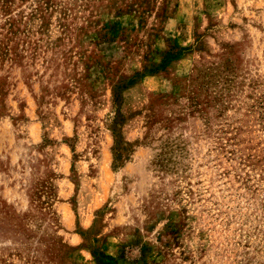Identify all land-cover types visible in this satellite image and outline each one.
Segmentation results:
<instances>
[{
  "label": "rangeland",
  "instance_id": "1",
  "mask_svg": "<svg viewBox=\"0 0 264 264\" xmlns=\"http://www.w3.org/2000/svg\"><path fill=\"white\" fill-rule=\"evenodd\" d=\"M0 264H264V0H0Z\"/></svg>",
  "mask_w": 264,
  "mask_h": 264
}]
</instances>
